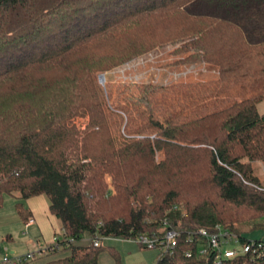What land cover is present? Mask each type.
Returning a JSON list of instances; mask_svg holds the SVG:
<instances>
[{
    "label": "trees",
    "instance_id": "trees-1",
    "mask_svg": "<svg viewBox=\"0 0 264 264\" xmlns=\"http://www.w3.org/2000/svg\"><path fill=\"white\" fill-rule=\"evenodd\" d=\"M165 46L176 63L217 67L219 82L264 78V0H0V208L17 196L25 222L23 201L45 195L63 232L34 259L62 250L44 264H98L103 238L174 229L155 264H264L262 239L217 262L198 233L219 227L242 245L244 230L264 231L258 99L176 82L125 84L111 100L99 83Z\"/></svg>",
    "mask_w": 264,
    "mask_h": 264
},
{
    "label": "rangeland",
    "instance_id": "rangeland-1",
    "mask_svg": "<svg viewBox=\"0 0 264 264\" xmlns=\"http://www.w3.org/2000/svg\"><path fill=\"white\" fill-rule=\"evenodd\" d=\"M174 47L165 46L156 48L148 53L139 56L130 62H127L111 71L104 74V81L99 83L102 86L108 85L112 99L117 97L125 84H141L153 83L158 85H170L176 82L189 83L195 85L197 83H209L211 87L218 89V97L227 98L233 97L241 100L247 97L254 96L258 99L257 109L260 113L264 112V78H234L227 82H219L217 67L206 63H176L180 56L172 54ZM253 172L264 184V162L256 161L253 163ZM39 200L38 209L41 213L43 227H32L23 229L21 224L11 225L8 229L0 223V247L7 248L9 253L12 248H16L17 254H26L27 252L37 251L38 248H47L54 244L55 236L61 237L63 232L61 227L51 225L55 221L60 223L58 218L50 216L48 212V199L45 195L35 196L31 201ZM3 206L0 208V215L15 214V206L12 198H6ZM54 230L56 231L54 234ZM8 235H12L13 241L6 239ZM243 235L249 240L262 239L264 240L263 230H244ZM30 240V241H28ZM90 242L89 235L85 234L78 244H88ZM101 245L104 250L99 255L98 264H107L112 261L107 248L113 247L119 252L121 261L133 259L139 261L140 256H133L135 251H140L147 259H150V264H155L159 249H146L140 247L137 241L124 240L118 237H107L101 239ZM233 247V245H229ZM59 251L54 254L39 255L33 261V264L38 259H50L52 256L60 257ZM123 264V263H122Z\"/></svg>",
    "mask_w": 264,
    "mask_h": 264
},
{
    "label": "built area",
    "instance_id": "built-area-1",
    "mask_svg": "<svg viewBox=\"0 0 264 264\" xmlns=\"http://www.w3.org/2000/svg\"><path fill=\"white\" fill-rule=\"evenodd\" d=\"M34 223L35 220L30 217L24 222V227L27 228ZM217 229L218 230L214 232H208L204 229L198 231L206 240L207 246L213 250L214 260L217 262L221 259H231L247 252L259 251L263 246V243L254 240L241 245L235 234L224 232L219 227H217ZM178 236L179 232L177 230L169 229L161 239L151 240L145 236H140L137 238V242L146 249L156 248L159 249V251H164L172 249L177 245ZM57 240L58 236H55L53 241L56 242ZM93 244L97 246L99 244L98 240H94ZM229 245H233V247ZM35 252L36 251L27 252L26 254L9 253L7 248L0 247V264H33ZM200 252L204 253L205 249H201ZM187 255L189 256L190 254L187 253Z\"/></svg>",
    "mask_w": 264,
    "mask_h": 264
},
{
    "label": "crops",
    "instance_id": "crops-1",
    "mask_svg": "<svg viewBox=\"0 0 264 264\" xmlns=\"http://www.w3.org/2000/svg\"><path fill=\"white\" fill-rule=\"evenodd\" d=\"M38 196H41V195H38ZM10 197L12 198V201H13L14 206H15V203L18 200L17 199V196H15V197L6 196L5 199L6 198H10ZM33 197H35V196H33ZM31 198L32 197L27 198L26 200H24L23 201V205H24L25 209L27 210V212L29 213L30 217H32L35 220V223L34 224H32L29 227L25 228L24 227V221L21 219V217L16 212L14 215L13 214H10V213L7 214V215H3V216L0 215V223H2L1 225L5 226L7 229L11 225L14 226L15 224H21V226H22L23 229H30L32 227H38V228L41 229L43 227V224H42L41 213H40V211L38 209L39 200L37 199L35 201H31ZM48 202H49V200H48ZM48 212H49V203H48ZM49 214H50V212H49ZM50 216H53V215L50 214ZM51 225H55L56 227H61V222L60 223H56L55 221H53V222H51ZM55 232L56 231L54 230V234H55ZM6 239H8L10 241H13L12 235H8V237ZM28 241H30V240H28ZM15 249L16 248H12V251L11 252H15L16 253V250ZM40 249H42V247L38 248L37 250H40ZM66 254H67V252L61 253L62 256H60V257H63ZM133 256H140L139 257L140 260L139 261H134V258L133 259H127V260H125V257H123V260L121 261V263H123V264H150L151 263L150 262L151 260L150 259H147L146 256L143 255V253L140 252V251H135L134 254H133ZM52 257L53 258H50V259H47V258L39 259V260L37 259L34 264H44L48 260L60 258V257H56V256L55 257L52 256ZM107 264H109V263H107ZM110 264H113V259L110 262Z\"/></svg>",
    "mask_w": 264,
    "mask_h": 264
},
{
    "label": "water",
    "instance_id": "water-1",
    "mask_svg": "<svg viewBox=\"0 0 264 264\" xmlns=\"http://www.w3.org/2000/svg\"><path fill=\"white\" fill-rule=\"evenodd\" d=\"M99 81H100L101 83H103V81H104V74H100V75H99Z\"/></svg>",
    "mask_w": 264,
    "mask_h": 264
}]
</instances>
